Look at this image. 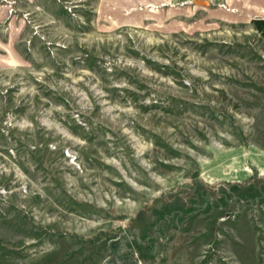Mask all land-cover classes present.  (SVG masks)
Segmentation results:
<instances>
[{"label":"rangeland","instance_id":"1","mask_svg":"<svg viewBox=\"0 0 264 264\" xmlns=\"http://www.w3.org/2000/svg\"><path fill=\"white\" fill-rule=\"evenodd\" d=\"M0 0V264H264V0Z\"/></svg>","mask_w":264,"mask_h":264},{"label":"water","instance_id":"2","mask_svg":"<svg viewBox=\"0 0 264 264\" xmlns=\"http://www.w3.org/2000/svg\"><path fill=\"white\" fill-rule=\"evenodd\" d=\"M196 3L204 6H210L211 2L209 0H195Z\"/></svg>","mask_w":264,"mask_h":264}]
</instances>
